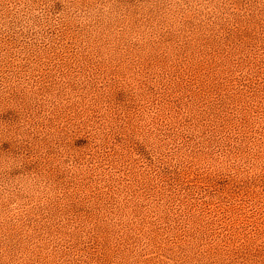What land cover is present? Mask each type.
Masks as SVG:
<instances>
[{"label":"rangeland","instance_id":"rangeland-1","mask_svg":"<svg viewBox=\"0 0 264 264\" xmlns=\"http://www.w3.org/2000/svg\"><path fill=\"white\" fill-rule=\"evenodd\" d=\"M0 264H264V0H0Z\"/></svg>","mask_w":264,"mask_h":264}]
</instances>
